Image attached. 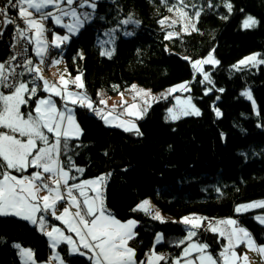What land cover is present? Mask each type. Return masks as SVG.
<instances>
[{
	"label": "trees",
	"instance_id": "obj_1",
	"mask_svg": "<svg viewBox=\"0 0 264 264\" xmlns=\"http://www.w3.org/2000/svg\"><path fill=\"white\" fill-rule=\"evenodd\" d=\"M95 5L92 19L76 35L60 48H50L49 60H62L72 76L82 73L84 92L95 102L99 94L114 97L132 85L159 92L190 81L189 91L176 95L190 97L200 114L168 121L174 99L160 100L138 121V131L128 132L108 127L90 109L73 105L81 137L68 142L70 176L75 177L71 182L105 177L107 210L121 222L137 221L129 245L138 261L157 252L167 254L160 264H173L191 241L208 244V251L217 256L226 245L223 238L198 229L190 241L185 239L187 230L180 221L189 216L233 218L257 245H264V226L256 221V213L235 211L237 206L264 201V63L232 68L254 52L264 60V0H184L190 15L200 12L196 30L172 39L165 38L167 31L159 21L181 7L179 0H97ZM8 13L18 16L15 8ZM246 17L257 24L242 29ZM125 20L130 22L122 23ZM46 23L48 34L64 31L49 20ZM107 35L111 43L99 44ZM10 43L9 24L0 40V63L10 58ZM109 51L111 57L101 54ZM211 51L219 63L204 67L209 82L201 74L193 79L190 61ZM19 79L38 85V96L44 94L35 73ZM245 89L256 111L241 94ZM35 99L30 101L32 107ZM147 199L163 221L153 218L155 211L137 208ZM258 211L264 213V208ZM46 220L60 225L51 217ZM158 233L162 241L155 244ZM180 240L184 244L177 246ZM17 244L31 249L36 262L51 254L46 236L35 226L16 216H0V264H21ZM57 250L66 264H92L85 256L70 254L64 244Z\"/></svg>",
	"mask_w": 264,
	"mask_h": 264
},
{
	"label": "snow or ice",
	"instance_id": "obj_2",
	"mask_svg": "<svg viewBox=\"0 0 264 264\" xmlns=\"http://www.w3.org/2000/svg\"><path fill=\"white\" fill-rule=\"evenodd\" d=\"M179 5L181 7H177L176 10L180 13L181 19L190 20L189 14L184 11V8L187 7L184 5V0H179ZM49 6H52L55 12L59 14L56 15L53 11H45ZM85 6L95 8L96 5L94 0H6V5L0 7V16L7 17L10 8L17 9L18 18L26 25L25 28H21L17 24V33L19 37L32 43V38L28 36V33L33 32L36 44L35 54L40 58V63L43 64L46 55L49 53V45L44 36L48 29L45 28L43 21L51 17L56 24H61L63 17H71L75 21V25L66 23L63 24V27L72 32L76 30L77 26H82L86 20L91 18L89 12L78 13V9H83ZM211 6L209 4V7ZM226 6L231 11V4ZM173 7H169L168 10L172 11ZM199 15V11L194 13L196 18ZM37 16L38 18H36ZM81 16L84 17V20H81ZM166 20L167 18H164L159 23L163 25ZM14 22L12 18H7L4 21L6 24H13ZM129 22L130 20H125L122 23L127 24ZM131 22L139 23L138 21ZM255 23L257 22L249 17L244 26L249 27ZM174 24H176L175 20L172 21V25ZM190 26L192 30H196L195 24ZM188 27L189 25L185 24L184 30L187 31ZM174 35L177 34L169 32L165 38L172 39ZM68 39L67 35L61 37L54 34L52 46L60 48L61 44ZM101 54L111 57L112 52H102ZM12 59L15 60L16 57L13 56ZM255 59V56L247 57L245 60H241L240 64H245L246 61L255 62ZM260 62L264 63V61ZM26 63L29 65L26 69L27 73L30 75L35 73L38 79L44 81L42 90L60 97L65 104L61 110L50 96H38V85L29 87L28 81L19 79L24 75L23 72L18 73L15 68L6 69L5 64L0 63V216H17L34 225L39 224L43 229L45 219L43 213L50 212L57 220H61L67 225L68 231L76 234L84 249L93 254L90 257L93 264H145V261L137 260L136 250L129 245V241L136 236L133 229L137 221L121 222L105 206L100 187L105 177L100 176L93 180L69 184V179H75V177L70 176L72 159L68 155L70 151L68 142L70 139L78 138L81 129L74 120L72 110L67 107V102L74 105L79 103L81 106L90 109L93 108L92 102L87 96L69 91L67 88L69 81L64 79L63 74H61L58 82L59 85H63L61 88L58 87L57 82L50 83L44 80L40 74V67L31 66V59H28ZM52 63L59 64L60 61L52 59ZM202 63L219 62L214 61L210 55L203 61H195L193 67L200 70ZM16 67H24V65L18 64ZM82 75V73L78 74L74 78L76 87L80 89L84 88L81 80ZM204 78L209 79L207 75ZM113 87L117 88L118 86L114 85ZM136 87V85L131 86L133 90ZM179 87L184 89L186 85ZM221 91L223 90L221 89ZM141 94L147 95L148 93L140 89L136 95ZM32 97H36L33 102L35 107H32L30 103ZM249 98L251 97L249 96ZM100 103H106V101L101 100ZM123 103L126 101L122 100ZM135 107V104L129 106V108ZM25 108L27 111L23 110ZM169 111L171 112V109ZM196 114H199L198 110H196ZM217 115H219L218 111ZM177 118L175 115L172 116V119ZM127 130L129 129L125 128V131ZM61 157H65V160H62ZM76 170L83 171L80 168ZM62 186L67 190V197L71 200V206L76 209L74 212H71L69 207L64 206L67 200L62 193ZM73 189L79 190V196L83 197L82 201L73 195ZM86 189L94 195L90 196ZM137 208L146 212L149 211V201H143L137 205ZM253 208H264V201L237 206L235 211L241 213ZM58 209H60V215H56ZM135 210L137 209H133V211ZM38 212L42 214L37 218ZM153 218L163 221L159 212H156ZM257 219L264 224V217H257ZM181 222L190 224L193 229L205 227L212 232H218L221 237L226 236L228 243L217 256L208 251L209 245L206 243H190L183 249L182 256L177 257L173 264H180L181 259H183L184 264H237L238 261L242 264H250L246 252L238 253L236 251L241 244L264 258V245H257L251 233L239 226L235 219L228 218L217 222V224L230 226L227 233L212 226L211 222L208 225H203L202 219L195 216L192 218L184 217ZM54 233L59 234L64 242L72 245V252H79L80 255L86 254L80 252V248L76 246V242L71 236L64 235L57 227H53L51 231L47 232V235L53 240L52 247L60 242V239L53 235ZM196 235V231H190L185 239L190 241ZM161 240L162 236L158 234L157 242L159 243ZM181 244H184V240H180L177 246ZM14 247L20 249L18 244ZM193 253H198V255L193 257ZM20 255L24 258V264H28L29 261L35 264L30 249H20ZM55 258L59 259V256L57 255ZM164 259V256L153 253L148 264H158ZM61 264H64L63 260H61Z\"/></svg>",
	"mask_w": 264,
	"mask_h": 264
},
{
	"label": "rangeland",
	"instance_id": "obj_3",
	"mask_svg": "<svg viewBox=\"0 0 264 264\" xmlns=\"http://www.w3.org/2000/svg\"><path fill=\"white\" fill-rule=\"evenodd\" d=\"M97 0H94V2H96ZM89 9L90 10H93L94 8H90L89 7ZM53 12H55V9H53L52 10ZM82 11H84L83 9H78V13H81ZM184 11H186V10H184ZM84 12H86V11H84ZM187 12V11H186ZM56 13V12H55ZM91 13V12H90ZM188 13V12H187ZM58 13H56V15H57ZM189 14V13H188ZM189 17H191V19L190 20H186V19H181V17H180V13L176 10L174 13H172L171 15H169L168 17H167V20L165 21V23L162 25L163 26V28L167 31V33H169V32H173V33H176L177 35L178 34H187V33H190V32H192V31H194V30H192V28H191V24H195L196 23V17L194 16V15H190L189 14ZM82 18H84L83 16H82ZM248 18L249 17H246L242 22H241V24H240V27L242 28V29H247V28H252V27H254L257 23H255L254 25H251V26H249V27H245L244 26V24H245V21L246 20H248ZM90 19H92V16H91V18ZM90 19H88V20H90ZM254 19V18H253ZM21 20V19H20ZM176 21V24H174V25H172V21ZM255 21H256V19H254ZM68 21H69V24H72L73 23V19L70 17V18H68ZM257 22V21H256ZM43 23H44V25H45V28L46 29H48V27L46 26V24H45V22L43 21ZM21 24L23 25L22 26V28H25L24 26H25V24H24V22L21 20ZM185 24H188L189 25V27H188V30L187 31H185L184 30V25ZM61 27H63V24L61 23V24H59ZM73 25H75V24H73ZM169 25H172L171 27L169 26ZM65 30L63 31L64 33L63 34H61V33H59V32H56V31H53V33L51 34V35H48V31H46L45 33H44V36H45V38H46V42H47V44L48 45H52V41H53V38H54V34L55 35H58V36H65V35H67L68 37H70L71 35H76L77 34V31L76 30H74V31H72V32H69V30L67 29V28H64ZM33 33V32H32ZM176 35H174V37H175ZM50 37H52L51 38V40L49 39ZM106 41V43H108V44H110L111 43V36L110 35H107V38H101V39H99V44H102V42L103 41ZM67 41H69V40H67ZM67 41H64L63 43H66ZM33 43L35 44V38H34V35H33ZM62 43V44H63ZM61 44V45H62ZM35 47H36V44H35ZM50 47V46H49ZM50 49V48H49ZM50 51V50H49ZM211 55V58L214 60V61H217L216 59H215V57H214V55H213V52L211 51L210 53H208L205 57H203V58H200V59H197V60H192V61H190V64H191V67H192V70H193V79L194 78H196V76L197 75H199V74H201L202 75V78H203V81L204 82H209V79H205L204 77H205V75H207V74H204L203 73V69H204V67L206 66V65H210V66H216L217 65V63H202L201 65H200V70H197V68H194L193 67V63L195 62V61H203V60H205V59H207V58H209V56ZM252 56H255V62H252V61H246V63L245 64H240V61L241 60H245V58H247V57H252ZM56 60H59L60 61V63L63 65V68H64V74L68 77V78H70V80H71V83H69V86L70 85H73V86H70V91H72V92H77V89H79V88H77L76 87V83L74 82V78L77 76V75H75V76H72V75H70L69 73H68V71H67V69H66V65H65V63L62 61V60H60V59H56ZM260 61H264L263 59H261V57L259 56V53H257V52H254V53H251V54H249V55H246V56H244L242 59H240L238 62H236L233 66H232V68L234 69V70H238V69H240V68H242V67H246V66H248V67H258L259 65H261V64H263V63H261ZM47 64L46 63H43L42 64V68H43V70H44V72H46L47 73ZM208 76V75H207ZM209 77V76H208ZM81 80H82V82H83V78L81 77ZM189 84H190V81H187V82H183V83H179V84H177V85H173V86H171V87H168V88H166V89H164V90H162V91H159V92H153V91H151L150 89H146V88H143V87H141V86H138V85H136L137 87H136V89L135 90H133L131 87L129 88V89H127L124 93H123V96H121V93L119 94V95H117V96H114V97H105V98H107V99H110V100H115L114 98H116V97H120L119 98V100H120V102L118 101V107H117V109H120V107L122 108V112H121V116H122V118L123 119H126L128 122H130V123H133V125H135V127H136V131H137V129H138V126H137V123H138V121L140 120V119H142V117H144L145 116V114L147 113V110L149 109H146V107H150L153 103H155V102H157V101H160V100H167V99H170V98H173L174 99V102H173V105L168 109V111H167V114H166V119L168 120V121H176V120H178V119H180V118H183V117H187V116H197V115H199L200 114V111H199V109L195 106V104L192 102V100L190 99V97H188V96H185V95H181V96H179V97H175L176 96V94L177 93H186V91H189ZM180 85H186V87L184 88V89H181L179 86ZM140 89H143V90H145V92H147L148 94L147 95H144V94H141V95H136V93L140 90ZM172 89H175V90H172ZM79 91V90H78ZM80 92V91H79ZM245 93H248V95H245ZM241 94L245 97V99L246 100H248L249 102H251V104H252V106H253V109L256 111V104H255V102H254V100H253V97H252V95H251V93H250V91L248 90V89H245V90H243L242 92H241ZM249 96L251 97V98H249ZM134 97H135V99H134ZM175 97V98H174ZM56 99V98H55ZM54 98H53V101L55 100ZM122 100L123 101H126V103H123L122 104ZM133 104H135L136 105V107L135 108H129V106L130 105H133ZM127 106V111L126 110H123L125 107ZM171 109V112L169 111ZM196 110H198L199 111V114H196ZM185 111H187V114H185ZM72 115H73V110H72ZM173 115H175L176 117H178L177 119H172V116ZM73 117H74V115H73ZM74 120H75V122L77 123V121H76V119H75V117H74ZM78 124V123H77ZM111 127V126H110ZM118 128V127H117ZM81 137V136H80ZM79 137V138H80ZM79 138H77V139H79ZM148 201H149V204H150V210L149 211H155V212H158V211H156L155 210V208L152 206V203L150 202V200L149 199H147ZM142 203V202H141ZM140 203V204H141ZM139 204V205H140ZM246 205V204H245ZM64 206H65V204H64ZM261 208H253V209H250V210H248V211H246V212H254V213H256L255 214V219H256V221L260 224V225H262V226H264V224H262V223H260V221L257 219V217H264V213H262V212H260V211H258V210H260ZM139 210H142V209H139ZM58 211H60V209H58ZM156 214V213H155ZM160 216L162 217V215L160 214ZM189 218H192V217H190L189 216ZM200 218V217H199ZM51 219H54V218H52L51 217ZM233 219V218H232ZM181 221H182V219H181ZM180 221V223H182ZM217 220H213V219H204L203 220V225H208L209 224V222H211V224H212V226L214 225V224H216L218 221H221V220H218L217 222H216ZM183 225H185V227H186V230H187V235H188V233L190 232V231H196V230H198V229H193L192 227H191V225L190 224H184V223H182ZM200 230H202V229H205L204 231H207V232H209V230H207L205 227H201V228H199ZM227 233V232H226ZM159 235H161L160 233H158ZM157 234V235H158ZM162 236V235H161ZM187 237V236H186ZM226 237V236H225ZM222 238V237H221ZM224 239V238H223ZM227 239V238H226ZM225 240V239H224ZM162 241V240H161ZM160 241V242H161ZM156 243H158L157 242V236H156V238H155V244ZM228 243V241L226 240V244ZM242 246H239V248H237L236 249V251L238 252V253H242V252H246L247 253V256H248V258H249V262H250V264H264V258H262L261 257V255H259L257 252H255V251H250V250H248V248L244 245V244H241ZM153 253V252H152ZM155 253V252H154ZM165 255H166V257H165ZM162 256H164L165 258H167V254H163L162 253ZM237 264H242V262H240V261H238L237 262Z\"/></svg>",
	"mask_w": 264,
	"mask_h": 264
},
{
	"label": "crops",
	"instance_id": "obj_4",
	"mask_svg": "<svg viewBox=\"0 0 264 264\" xmlns=\"http://www.w3.org/2000/svg\"><path fill=\"white\" fill-rule=\"evenodd\" d=\"M53 10V8H52V6H49V8L48 9H45V11H52ZM83 10L84 11H86V12H91V10L89 9V7H87V6H85V8H83ZM84 11H82V12H84ZM81 12V13H82ZM54 14H56L55 12H54ZM59 14V13H58ZM57 14V15H58ZM17 15H18V13H17ZM34 15H36L35 13H34ZM18 17V16H17ZM36 18H38V16L36 17ZM68 18H70V17H63L62 18V24H69V21H68ZM47 20H49L50 21V25L52 26V27H60V28H65V27H61L59 24H56L55 22H54V20L51 18V17H49ZM81 20H84V18H82V16H81ZM88 20H86L85 22H87ZM45 22V24H46V26H47V23H46V20L44 21ZM84 22V23H85ZM83 23V24H84ZM72 24H75V21L73 20V23ZM50 26V27H51ZM24 27H26V25L24 26ZM82 26H77L76 27V31H79L80 30V28H81ZM65 30V29H64ZM53 33V32H52ZM51 33V34H52ZM59 33H61V34H63L64 32H59ZM51 34H48V35H51ZM28 36L29 37H31L32 38V43H30L31 44V50H30V58L29 59H31L32 60V67H35V66H39L40 67V69H41V75L44 77V80H47V81H49L50 83H52V82H59L60 81V77H61V74H63V76H64V79L65 80H67V81H69V83H71V80H70V78H68L65 74H64V68H63V65L61 64V63H59V64H53L52 63V59H55V58H51L50 60H49V62H48V66H47V73L46 72H44V70H43V68H42V64L40 63V58L39 57H37L36 56V54H35V51H36V47H35V44L33 43V33L30 31L29 33H28ZM51 38L52 37H50L49 39L51 40ZM50 47L49 48H54L52 45H49ZM29 67V65L26 63L25 64V66H24V69L21 71V72H23L24 73V75L22 76V77H25V76H27L28 75V73H27V71H26V69ZM36 75V74H35ZM37 78V77H36ZM40 80V79H39ZM69 83H68V85H67V88H68V90L70 91V86H73V85H70L69 86ZM40 84H41V86H40V89H41V91H43L42 89H43V84H44V81L43 80H40ZM34 86V85H33ZM33 86H30L29 85V87H33ZM58 87H61V88H63V85H59V83H58ZM80 92H79V91ZM38 92V91H37ZM187 92V91H186ZM43 95L42 96H40V97H48V96H50L51 97V99L53 100V98L55 99L54 100V102H56V104H57V107L58 108H60L61 110H63V108H64V104H65V102L64 101H62L61 99H60V97H58V96H55V95H53V94H51V93H47V92H44L43 91ZM74 93H79L81 96H87L86 94H85V92H84V88L83 89H77V92H74ZM177 94H182V93H177ZM179 96H181V95H176L175 97H179ZM88 97V96H87ZM174 97V98H175ZM89 98V97H88ZM119 98L120 97H116V98H114L115 100H110V99H107V98H105L104 96H103V94H99V99L95 102V101H91L90 99V101L92 102V104H93V108L92 109H90V108H88V107H86V106H84V107H86V108H88V109H90L97 117H99L102 121H103V123L106 125V126H108V127H118L119 129H121V130H123V131H125V128H127V129H129V130H127L128 132L129 131H136V127H132L133 126V123H130V122H128L126 119H123L122 118V116H121V112H122V108L120 107V109H117V107H118V101L120 102V100H119ZM101 100H103V101H106V103H100V101ZM74 104H71L70 102H67V107L69 108V109H73V106ZM76 105V104H75ZM77 105H80L79 103H77ZM148 108H150V107H146V109H148ZM126 109H128L127 108V106L123 109V110H126ZM148 111V110H147ZM99 112V114H97ZM103 117V118H102ZM81 136V133H80V135L78 136V138ZM75 139H77V138H75ZM93 179H96V178H93ZM93 179H86V180H93ZM82 181H84V180H80V181H78V182H75V183H80V182H82ZM105 179H104V181H103V184L102 185H100V187H101V190H102V195H103V193H104V187H105ZM69 184H74V183H72L71 182V179H69ZM86 191H88L87 189H86ZM62 193H63V195L65 196V198H66V200H67V203H65V207H69V209H70V211L71 212H74L76 209L74 208V207H72L71 206V200H70V198H68L67 197V190H66V188H64L63 186H62ZM41 194H43V193H41ZM88 194L91 196V195H94V193H92L91 191H88ZM73 195H75L79 200H83V197H80L79 196V190L78 189H73ZM42 213H37L36 214V217L38 218L40 215H41ZM43 215H44V217H45V219H44V226H43V229H41V227H40V225L39 224H32L30 221H28L30 224H32L33 226H35L42 234H44L45 236H46V238H47V240H48V243H49V246H50V248H51V254H50V256L48 257V259L46 260V261H44V262H36L35 261V259H34V255H33V260H34V262H35V264H61V260H63L62 259V257H61V255L59 254V252H58V250H57V248H58V246L59 245H61V244H64V245H66L67 246V248H68V251H69V253L70 254H72V255H80L79 254V252H72V245H69L68 243H66V242H64L63 240H62V238L61 237H59V234H57V233H54L53 235L54 236H56L58 239H60V242L59 243H57L56 244V246L55 247H52V244H53V240L47 235V232H49V231H51V229L53 228V227H57V228H59L60 230H61V232H63L64 233V235H67V236H71L72 238H73V240L76 242V246L77 247H79L80 248V252H84V253H86L85 255H80V256H85V257H87V258H89L90 259V257L93 255L91 252H89L87 249L85 250L81 245H80V241H79V238L76 236V234L74 233V232H70V231H68V228H67V225L66 224H64L63 223V221H61V220H57L56 218H55V216H53V215H51V213L49 212V213H43ZM56 215H60V211H58L57 210V212H56ZM9 216H11V215H9ZM17 217V216H16ZM47 217H52V218H54L55 220H57L58 222H59V226L58 225H52V224H49L48 223V221L46 220V218ZM20 218V217H19ZM201 218V217H200ZM202 219V223H203V218H201ZM225 220V219H224ZM27 221V220H26ZM221 221H223V220H221ZM137 225V224H136ZM213 226H215V227H218V228H220L221 230H224L225 232H227V231H229L230 230V226H226V225H223V224H214ZM135 228H136V226H135ZM135 228L133 229V231L135 232ZM209 233L210 234H213V235H217L218 237H221L220 235H219V233L218 232H212V231H210L209 230ZM222 238H224L225 239V242H226V237L224 236V237H222ZM190 243H198V242H196V241H191V242H189L188 244H190ZM187 244V245H188ZM240 246H242V245H240ZM239 248V247H238ZM20 249H29V248H24V247H20ZM20 249H18V255H19V259H20V262H21V264H24V258L20 255ZM31 250V249H30ZM32 251V250H31ZM154 253V252H153ZM153 253H151L150 255H148L145 259H144V261H145V264H148V261H149V259L150 258H152V255H153ZM32 254H33V251H32ZM155 254H158V255H162V253H157V252H155ZM57 255L59 256V259H57V258H55V257H57ZM196 255H198V253H193L192 254V256L194 257V256H196ZM181 256H182V254H181ZM180 256V257H181ZM189 258H192V257H189ZM91 260V259H90ZM162 261V260H161ZM161 261H159L158 262V264H160L161 263ZM63 262H64V264H66V262L63 260ZM91 262H92V264H93V261L91 260ZM28 264H32V261H29L28 262ZM180 264H184V261H183V259H181V262H180Z\"/></svg>",
	"mask_w": 264,
	"mask_h": 264
},
{
	"label": "built area",
	"instance_id": "obj_5",
	"mask_svg": "<svg viewBox=\"0 0 264 264\" xmlns=\"http://www.w3.org/2000/svg\"><path fill=\"white\" fill-rule=\"evenodd\" d=\"M0 7H4L3 0H0ZM7 18H12L15 22L13 24H10L11 25V43L9 46L10 58L5 60L3 63L5 64L6 69L15 68V71L19 73L21 72L22 67H16V65L18 64L24 65L26 61L30 58L31 44L27 40L19 37L17 33L16 25L19 24L20 27L22 28L23 25L21 24V20L17 16L11 15L9 13L7 14V17L0 16V40L2 39L6 27L9 25L4 23V21ZM51 54H52V50H50L49 53L46 55L44 63L48 64L49 62L48 56H50ZM13 56L16 57L15 60L12 59Z\"/></svg>",
	"mask_w": 264,
	"mask_h": 264
}]
</instances>
